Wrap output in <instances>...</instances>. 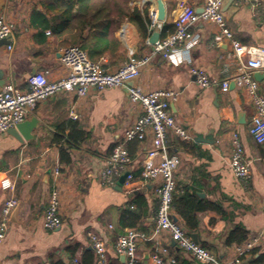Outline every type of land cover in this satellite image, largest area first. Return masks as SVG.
<instances>
[{"label": "crops", "instance_id": "1", "mask_svg": "<svg viewBox=\"0 0 264 264\" xmlns=\"http://www.w3.org/2000/svg\"><path fill=\"white\" fill-rule=\"evenodd\" d=\"M76 2L0 0V14H5L13 23V39L9 43L13 48L0 41V85L12 83L25 90L28 78L38 71H47L50 79L66 76L68 69L61 62V49L69 46L67 43L72 38L56 35L53 25L67 14L57 16L46 6L65 7ZM163 2L166 8L163 26L174 24L182 2L202 10V0ZM126 6L138 7L141 12L148 9V15H144L147 36L128 18L121 21L114 10L112 15L120 22L111 24L107 41L97 44V53L89 56L109 70L151 50L149 12L155 9V0H129ZM253 12L249 6H237L233 1L225 8L235 38L264 47V0L257 15ZM193 31L198 35L196 43L189 48L180 47L170 60L157 56L142 69L138 81L146 91L171 88L179 92L171 110L191 138L182 139L185 144L175 142L181 139L174 134L168 139L170 153L181 158L176 193L190 186L201 198L218 206L200 212L195 229L188 230L176 210L175 219L188 233H196L197 240L190 236L222 264H228L237 254V248L253 239H257L256 244L246 255L252 260L264 261V143H257L248 128L255 108L242 87L203 89L196 84L191 73L193 68L205 70L212 79L222 81L236 74L237 65L230 57V42H215L219 31L214 24L199 22ZM97 33L87 28L84 36L94 44ZM255 78L264 94L263 76L256 73ZM140 114L141 108L131 102L126 88H92L81 97L62 92L40 103L28 115L40 121L32 132V140L20 141L9 131L0 134V214L6 199L18 200L6 238L0 243V264H70L73 258L84 264L85 252H95L90 234L102 239L107 264H127L115 250L117 238L130 231L149 232L155 225L158 200L152 184L137 180L130 186L119 185L123 176L120 175L115 177L114 185H107L101 174L113 146L123 139L126 129ZM74 122L77 130L88 133V138L71 150L70 164H61L60 143L56 137L62 128L68 134ZM234 129L240 134L245 157L250 162V176L243 180L234 175L230 166V132ZM127 146L132 157L129 169L139 176L148 141L134 140ZM56 167L62 171L63 224L50 230L43 226V215ZM128 212L131 219L126 223L132 226H122V217ZM238 228L247 233L243 243L232 237ZM162 240L182 264H208L181 251L167 237ZM150 251L151 243H140L139 264H151Z\"/></svg>", "mask_w": 264, "mask_h": 264}, {"label": "built area", "instance_id": "2", "mask_svg": "<svg viewBox=\"0 0 264 264\" xmlns=\"http://www.w3.org/2000/svg\"><path fill=\"white\" fill-rule=\"evenodd\" d=\"M224 0H202V12L188 2L179 5V13L174 20L175 30L160 38L151 45L149 53L130 57L115 70H109L101 62L91 60L88 51L80 45H69L61 49V62L68 69L66 76L50 79L47 71H38L28 78V88L22 90L12 83H7L0 91V134L9 131L37 108L43 101L58 93H69L85 96L92 88H126L132 103L139 105L141 114L131 127L126 129L123 139L115 143L102 171V180L107 185L115 184V177L126 174L125 186L139 180L143 184H152L158 200L155 225L149 232L130 231L118 236L115 250L125 257L127 264L137 262V251L140 243H151V264H182L172 254L170 247L163 242V237L176 243L181 251L208 264H222L201 244L196 242L186 229L175 219L174 195L178 189L176 173L181 165V158L170 153L168 139L174 134L181 139L191 137L184 127L178 123L171 105L178 100L179 92L175 89H157L146 91L138 82L135 86L127 85V80L140 76L142 69L157 56L172 59L180 47L189 48L198 39L193 27L199 22L214 24L219 33L215 36L217 44L228 40L231 45L230 57L236 61V74L224 80L212 79L202 69L193 68L192 75L200 88L220 87L227 89L231 83L245 89L255 113L249 124V133L259 143H264V94L260 92V82L255 78L260 73L264 78V47L245 44L235 38L228 25L225 11L222 10ZM237 6H249L257 15L262 0H233ZM151 32L161 35L164 21L157 20L156 8L149 12ZM151 33V34H152ZM13 39V23L5 14H0V40ZM13 48L12 44L8 45ZM231 157L230 166L239 179L250 176V162L245 157L244 146L237 130L230 132ZM134 140L148 141V148L142 160L141 173L136 176L130 169L132 157L128 143ZM62 171L54 168L53 184L50 189L46 209L43 215V226L54 230L63 224L61 216L62 194L60 181ZM5 187L10 185L4 184ZM18 206L15 197L6 199L0 214V243L4 241L9 230L11 215ZM90 241L97 255V264H107L106 247L102 239L90 234ZM257 239L248 241L237 248V254L228 264H264V261L252 260L246 253L256 244ZM70 264H82L73 259Z\"/></svg>", "mask_w": 264, "mask_h": 264}, {"label": "trees", "instance_id": "3", "mask_svg": "<svg viewBox=\"0 0 264 264\" xmlns=\"http://www.w3.org/2000/svg\"><path fill=\"white\" fill-rule=\"evenodd\" d=\"M129 0H77L76 3H71L65 7H57L54 4L46 6L47 10L62 17L55 21L53 25V32L58 36L71 37L72 40L68 41L70 45L79 44L85 48L89 56L97 53L98 45L100 42H106V35L110 29L112 23L122 21L125 17L130 22L135 24L140 32L147 36V23L144 21V15H148V9H144L143 12L138 7L130 9L126 6ZM116 11L120 20H117L116 16L112 15L113 11ZM149 22V19H147ZM89 29H95L96 36L94 39L96 42L91 44L87 37L84 36V31ZM76 29V33L72 34ZM175 30V24L165 23L162 30V37L167 36ZM178 137V136H177ZM88 138V133L83 130H77V123L74 122L71 126V130L68 134H65L64 129L59 130V134L56 137V141L60 143V163L70 164L72 162L73 148L79 147ZM179 139H181L179 137ZM184 140H176L180 144H185ZM179 188V185H178ZM174 207L177 213L185 221L188 230L195 229L199 224V213L208 210L209 208H218L216 204L206 201L201 198L197 193V190L186 186L182 188V192L175 193L174 195ZM131 219V213L128 212L122 217V226L130 227L132 223H126ZM233 239L238 243H243L247 239V233L238 228L232 232ZM84 264H95L96 254L93 251H87L84 254ZM88 257V263H87ZM74 259V258H73ZM258 261H262L258 259ZM139 260L135 264L138 263ZM60 264V263H59ZM63 264V263H62Z\"/></svg>", "mask_w": 264, "mask_h": 264}, {"label": "water", "instance_id": "4", "mask_svg": "<svg viewBox=\"0 0 264 264\" xmlns=\"http://www.w3.org/2000/svg\"><path fill=\"white\" fill-rule=\"evenodd\" d=\"M233 0H224L223 1V4H222V10L225 11V8L227 7V5L229 3H231ZM155 8H156V12H157V20L158 21H165V17H166V8H165V5H164V2L163 0H155ZM198 12H202L201 11H198ZM160 33L158 31H154L148 41L149 43L153 44L155 43L159 38H160ZM1 42L3 43H10L11 40L10 39H3V40H0ZM139 77L140 76H137V77H134L132 79H129L127 80V85L129 86H135L138 84V81H139ZM231 85H235L234 83H231ZM2 85H0V91L2 90ZM39 120L32 116V117H28L26 118L23 122H20L19 124H17L15 127L11 128L9 130V132L14 135L16 138H18L20 141H23V140H26V141H29V140H32L34 138V135H33V130L36 129L38 126H39ZM125 178H126V174H124L120 181H119V185H122L125 181ZM18 209V206L14 209L13 213L16 212ZM12 213V214H13ZM195 240H197V235L196 233H189ZM175 244V242H173ZM125 257L122 256V259H124Z\"/></svg>", "mask_w": 264, "mask_h": 264}, {"label": "rangeland", "instance_id": "5", "mask_svg": "<svg viewBox=\"0 0 264 264\" xmlns=\"http://www.w3.org/2000/svg\"><path fill=\"white\" fill-rule=\"evenodd\" d=\"M66 46H68V45H66Z\"/></svg>", "mask_w": 264, "mask_h": 264}]
</instances>
